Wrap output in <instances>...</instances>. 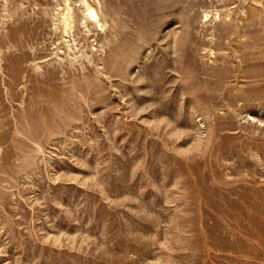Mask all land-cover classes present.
Listing matches in <instances>:
<instances>
[{"label": "rangeland", "instance_id": "1", "mask_svg": "<svg viewBox=\"0 0 264 264\" xmlns=\"http://www.w3.org/2000/svg\"><path fill=\"white\" fill-rule=\"evenodd\" d=\"M0 264H264V0H0Z\"/></svg>", "mask_w": 264, "mask_h": 264}]
</instances>
